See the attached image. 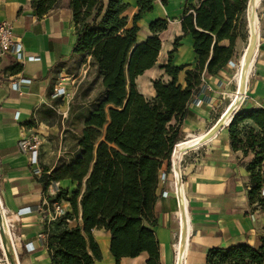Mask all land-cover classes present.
I'll list each match as a JSON object with an SVG mask.
<instances>
[{"label":"trees","instance_id":"trees-1","mask_svg":"<svg viewBox=\"0 0 264 264\" xmlns=\"http://www.w3.org/2000/svg\"><path fill=\"white\" fill-rule=\"evenodd\" d=\"M135 1L139 11L132 26L124 15L129 7L125 0H68L65 5L73 12L77 27L74 52L91 57L95 70L80 84L70 103V117L64 121L70 143L61 162L52 171L46 169L41 178L46 187L52 181L78 184L73 193L61 189L51 199L66 201L72 208L52 228L45 227L52 264L101 261L94 229L110 232V251L117 264L122 258L143 253L148 255L147 264H161L156 235L161 174L168 177L171 172L181 126L191 113V99L203 78L218 79L235 57L249 2L201 0L197 7L190 6L181 22L183 35L176 38L169 63L161 67L171 79L153 80L156 96L148 100L136 79L157 65L162 49L158 33L168 28V22L154 20L150 26L153 35L139 43L138 22L154 10L156 0ZM60 2L33 0L32 7L43 19ZM187 35L193 36L197 65L173 66L178 42ZM20 68L18 64L9 67L12 71ZM183 71L185 86L179 83ZM229 133L234 151L255 154L247 166L252 185L248 195L252 204L264 205V108L236 111ZM80 214L81 223L70 226L69 220ZM206 264H264V252L250 245L214 247L208 251Z\"/></svg>","mask_w":264,"mask_h":264},{"label":"crops","instance_id":"crops-1","mask_svg":"<svg viewBox=\"0 0 264 264\" xmlns=\"http://www.w3.org/2000/svg\"><path fill=\"white\" fill-rule=\"evenodd\" d=\"M33 0H0V19L13 25L15 39L21 40L27 55L40 56L37 62H27L17 71L9 67L18 64L10 54L0 57V222L6 233V221L16 225L19 236L15 242L16 253L7 239L0 241V264H52L47 245L40 246L38 236L45 231L46 202L56 195L47 192L41 180L50 165L54 152L49 143L63 142L64 121L70 117V102L67 99H53L58 84L57 74L70 78L74 76L82 83L88 74L94 73L91 57L74 52L78 39L73 12L66 9L68 0L60 4L50 15L39 19L32 7ZM108 2L109 0H105ZM129 7L124 13L128 16L129 26L133 25L139 11L135 0H125ZM201 0H156L154 10L145 13L138 22L140 31L138 42L142 43L153 35L150 26L154 20L168 22V28L158 33L162 40V49L157 65L136 79L141 93L148 100L156 96L153 80L169 81L171 78L162 69L169 61V53L174 49L177 37L183 35L182 19L190 7H197ZM242 38L237 41L238 49ZM179 47L172 58L173 66L189 64L195 68L198 56L194 52V39L187 35L178 42ZM19 65V64H18ZM229 69L227 66L221 75ZM185 72L179 75L183 86ZM19 77L32 80L25 84L23 93L11 88V82ZM215 89L212 105L195 107L190 104L191 113L181 126V134H200L210 130L218 119L217 108L220 94L216 87L220 79L207 78ZM247 96L241 105L242 111L264 108V29L260 32V42L255 60L248 77ZM67 92L73 93L75 86L65 82ZM247 85V84H246ZM95 91L92 95H95ZM50 105L57 106V112ZM239 109V110H240ZM19 112V118L15 115ZM235 112L232 113V116ZM229 123L221 124L213 134L205 136L201 144L182 155L179 169L172 161L171 172L158 190L156 214L161 264H177L178 244L181 237L188 233V246L185 264H206L208 251L214 247H233L250 245L264 252V205L252 204L248 192L252 185L247 166L255 158L250 152L234 151L231 146ZM33 122L32 126L27 125ZM253 125L252 122H248ZM62 124V129L60 128ZM42 133V150L39 164L44 170L35 175L30 154L24 152L19 142L33 130ZM199 129V133L195 130ZM58 161V159H57ZM55 161V164L57 163ZM264 171V163H263ZM67 185L71 193L76 191L77 183L70 180L59 182ZM43 207L38 211L37 207ZM31 208L32 212L22 217L17 212ZM66 211H72L71 205L64 204ZM81 223V214L69 223L77 226ZM93 234L100 245L102 260L95 264H117L110 251L111 234L104 229H94ZM34 242L36 249L27 252L25 244ZM10 247V251L8 248ZM148 255L135 258H122L121 264H147Z\"/></svg>","mask_w":264,"mask_h":264},{"label":"built area","instance_id":"built-area-1","mask_svg":"<svg viewBox=\"0 0 264 264\" xmlns=\"http://www.w3.org/2000/svg\"><path fill=\"white\" fill-rule=\"evenodd\" d=\"M5 54L12 55L19 66H24L27 62H37L41 60L40 56H34V55H27L25 52L24 44L21 40L15 39V33L13 29V25L7 21V20H1L0 19V57L4 56ZM233 64V61L229 63V65ZM57 80L58 84L55 87L54 94L52 96L53 99L63 98L67 99L68 102L73 100L75 97L78 88L80 86V83L77 82V79L74 78V76H71L70 78H67L63 76V73L60 72L57 74ZM32 82L31 79L25 78V77H19L17 80H14L11 82V88L23 93V88L25 84H30ZM68 82L75 86V90L73 93H68L66 88L64 87V83ZM215 86L208 81V79L203 78V84L201 88L194 94L193 98L191 99V104L195 107H201L203 105H211L215 101V97L213 96V92H215L214 89ZM216 87L219 88L220 94L222 96H226L229 93L227 88H224V82L222 80H218ZM224 90V91H223ZM242 95H246L245 93ZM230 96V95H229ZM237 97V94L235 95ZM246 96H244L243 100L240 102H237L235 104L233 112H236L240 109L241 105L243 104ZM230 99L233 100V97L231 96ZM233 104L231 102L230 106ZM51 108H53L57 112H62L60 108L57 106L50 105ZM19 112L15 115V118H19ZM232 119V117H231ZM42 133L39 130L33 129L27 137H24L20 142L19 146L20 148L30 154L31 158V164L34 167V173L35 175H42L44 173V170L39 164V157H40V151L42 146ZM48 174L51 173V171L47 172ZM166 179V173L163 172L161 174V180ZM59 182L52 181L47 186V192L51 195H57V193L60 191ZM261 195L264 196V187L261 190ZM67 203L66 201H47L46 202V219L47 223L46 226L52 228L53 223L58 220L65 212L64 204ZM38 211H43V207H37ZM32 212L31 208H24L17 212L18 217H22L26 214H29ZM71 220H69V223ZM1 226H0V241L2 240L1 235ZM3 230V229H2ZM6 233L8 234V239L11 243L12 249L16 253L15 248V242L19 238V236L16 233V225L13 222L6 221ZM49 232L43 231L39 234L37 242L40 244V246H45L47 244ZM25 249L27 252H32L36 249V246L34 242H28L25 244Z\"/></svg>","mask_w":264,"mask_h":264},{"label":"bare ground","instance_id":"bare-ground-1","mask_svg":"<svg viewBox=\"0 0 264 264\" xmlns=\"http://www.w3.org/2000/svg\"><path fill=\"white\" fill-rule=\"evenodd\" d=\"M260 4H261V0H252L250 5V10L249 12H247L249 15L248 17H249L250 40L241 57V68L238 73L240 90L237 93V97L235 96L233 97L232 100L233 104L231 106L230 104L226 106L223 114L210 130L200 134L191 135L189 133H186L180 136V139L176 144L175 150L173 152L174 154L173 161L177 170L179 169V163L182 155L186 151L198 147L205 138V136L213 134L221 124L229 123L233 113L232 110L234 109L235 104L243 100L244 95L242 94L245 93L249 73L253 65V62L255 60V56L257 54L258 46L260 42V32L258 25L259 21L257 15V10ZM230 91L232 92L231 89ZM188 242H189L188 233L186 232L185 229L184 234L181 237V241L178 244L179 254H178L177 264H185L186 262L185 254H186Z\"/></svg>","mask_w":264,"mask_h":264},{"label":"rangeland","instance_id":"rangeland-1","mask_svg":"<svg viewBox=\"0 0 264 264\" xmlns=\"http://www.w3.org/2000/svg\"><path fill=\"white\" fill-rule=\"evenodd\" d=\"M257 15H258V25H259V32H261L262 29H264V0L261 2L258 10H257ZM248 13L245 14V24H244V28L242 31V41L239 44L238 49H236V55L233 58V64L228 65L229 69H226V72H224L222 75H220V79L224 82V88H227V90L229 91L230 94L226 95V96H222V95H218L219 99L217 98L216 101H218V105L217 108H215L214 110H216L217 112V117H220L226 106L231 104L232 99H230V97H234L240 90V82L238 80V73L240 71L241 68V57L244 53L245 48L247 47L249 40H250V29H249V17H248ZM169 63V61L167 62ZM230 89L232 90V92L230 91ZM246 90H248V82L246 85ZM224 91V90H223ZM245 94H247V91H245ZM230 95V96H229ZM247 96V95H244ZM214 102L211 104L213 106ZM196 132L194 133H199V129L195 130ZM184 135V134H183ZM70 136L71 134L69 132L63 134V142H46L49 143V145L52 148V151L54 152L53 158L51 160L50 165H52V167H54V165H58L60 164L61 160V156L64 155V151L66 149V147L68 146V144L70 143ZM65 138V139H64ZM43 146V144H42ZM42 150V147H41ZM43 152H47L44 149L42 150ZM187 152V151H186ZM185 152V153H186ZM184 153V154H185ZM58 159V161H57ZM55 161H57V163L55 164ZM55 168V167H54ZM53 168V169H54ZM64 184H60L59 187L60 189H65ZM78 187V184H77ZM0 226L2 227V224L0 222ZM2 228H1V235H2ZM7 235V239H8V234L5 233ZM3 238V236H2ZM9 240V239H8Z\"/></svg>","mask_w":264,"mask_h":264},{"label":"water","instance_id":"water-1","mask_svg":"<svg viewBox=\"0 0 264 264\" xmlns=\"http://www.w3.org/2000/svg\"><path fill=\"white\" fill-rule=\"evenodd\" d=\"M251 1L252 0H249V2H248V4H247V12H249V10H250V5H251ZM263 0H261V2H262ZM173 156H174V154L172 155V161H173ZM2 236H3V242L5 243V241H6V237H5V232H4V230H2Z\"/></svg>","mask_w":264,"mask_h":264}]
</instances>
